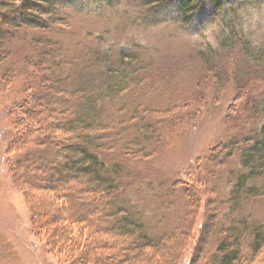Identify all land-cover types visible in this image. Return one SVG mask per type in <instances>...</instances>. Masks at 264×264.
Masks as SVG:
<instances>
[{
	"label": "trees",
	"instance_id": "16d2710c",
	"mask_svg": "<svg viewBox=\"0 0 264 264\" xmlns=\"http://www.w3.org/2000/svg\"><path fill=\"white\" fill-rule=\"evenodd\" d=\"M245 1L141 0L139 13L151 23L172 20L194 30L233 14ZM71 2L0 0V63L11 61L9 46L16 39L30 49L19 62L23 75L18 62L11 61L1 73L0 87L7 91L19 78L22 82L8 110L7 167L24 193L35 236L68 264L128 263L152 259L160 249L168 264H178L192 244L187 264L254 263L264 249V214L259 218L248 206L264 197V89L250 102L253 112L263 115L261 126L242 140L220 144L221 152L238 162L228 172L231 188L223 200L228 205L223 220L207 208L201 216L199 190L188 186L182 220L156 233L147 223L146 209L132 199L133 186L120 178L124 167L108 156L123 147L127 154L146 157L149 145L160 144L159 108L122 101L142 84L139 73L146 67L136 66L139 53L133 50L72 52L64 37L56 36L71 24L66 13ZM228 26L218 48L200 52L207 70L212 71L214 56L237 45L249 63L264 66V42L254 44L235 22ZM23 31L37 35L21 37ZM50 32L54 39L38 36ZM184 185L178 188L184 190ZM203 191L210 196L206 184ZM116 242L125 243L103 250Z\"/></svg>",
	"mask_w": 264,
	"mask_h": 264
},
{
	"label": "rangeland",
	"instance_id": "374dc122",
	"mask_svg": "<svg viewBox=\"0 0 264 264\" xmlns=\"http://www.w3.org/2000/svg\"><path fill=\"white\" fill-rule=\"evenodd\" d=\"M140 2L72 0L66 7L71 24L56 36L64 37L70 50L77 54L92 47L139 53L136 66L146 67L139 73L142 84L122 101L159 108L155 124L162 132L160 144L149 145L150 155L146 157L127 154L123 147L111 150L108 156L111 162L124 167L120 178H124L123 184L126 181L133 186L132 199L146 209L147 223L157 229L154 232L161 233L182 220L188 186L199 190L196 204L201 216L207 208L223 220L228 212L223 200L231 188L228 172L238 162L221 152L220 144L233 138L242 140L263 123V115L253 112L250 102L264 89V66L249 63L237 45L214 56L212 71H208L200 52L210 46L218 48L232 22L254 44H263L264 0H247L233 14L227 12L194 30L172 20L146 21L139 13ZM51 34L38 36L47 39ZM20 35L30 39L37 34L23 31ZM9 47L14 52L11 61L18 62L21 76L24 69L19 62L30 49L20 39ZM11 61L0 63V77ZM21 83L19 78L10 90L0 87V264H68L33 233L24 193L15 186L8 171V110L22 91ZM143 108H139L142 115ZM205 153L208 158L204 159ZM261 181L264 185V179ZM181 183L186 192L178 188ZM205 184L210 196L203 191ZM84 208L89 211L91 206L86 204ZM248 211L262 217L264 197L252 200ZM124 243L116 242L103 250H115ZM192 245L178 264L188 263ZM166 256L160 249L152 259L141 257L121 264H168ZM252 264H264V249Z\"/></svg>",
	"mask_w": 264,
	"mask_h": 264
}]
</instances>
